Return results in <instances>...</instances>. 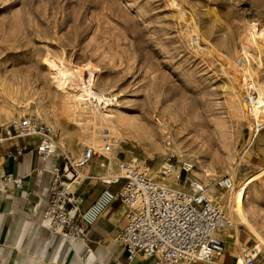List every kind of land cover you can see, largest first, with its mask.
Instances as JSON below:
<instances>
[{"label":"rangeland","instance_id":"obj_1","mask_svg":"<svg viewBox=\"0 0 264 264\" xmlns=\"http://www.w3.org/2000/svg\"><path fill=\"white\" fill-rule=\"evenodd\" d=\"M249 33L256 52L245 54ZM46 61L90 69L94 90L114 96L112 109L130 128L68 111ZM244 77L257 88L251 112L264 122V0H0V125L32 117L52 126L57 147L74 158L97 149L109 128L117 140L110 158L145 161L155 179L176 188L198 178L227 211L231 191L214 181L251 179L245 210L264 241V127L250 137ZM169 159L178 181L159 174ZM237 227L248 232L232 219Z\"/></svg>","mask_w":264,"mask_h":264},{"label":"built area","instance_id":"obj_2","mask_svg":"<svg viewBox=\"0 0 264 264\" xmlns=\"http://www.w3.org/2000/svg\"><path fill=\"white\" fill-rule=\"evenodd\" d=\"M199 45L198 36L189 40L190 48ZM237 66L243 68L244 60H238ZM250 79V77L248 78ZM244 77L245 94L243 101L252 118L249 127L250 137L254 138L264 127V122L256 119L251 110L256 104L257 88L252 80ZM25 137H35L37 158L47 160L60 150V166L49 172L50 186L48 198L42 209L49 238L60 233L85 239V231L93 225L103 210L118 199L126 208L125 223L119 230L116 240L131 261L142 254L153 264H193L204 262L213 264L214 257L223 251V242L217 232L232 227L230 213L208 193L207 186L198 178H189V189L176 188L159 182L145 161L136 158H124L119 161L118 173L99 176L105 184L91 205L77 209L74 188L83 178V168L93 159L102 158L107 164L110 155L117 146V140L109 128L100 135V145L96 148L86 146L76 157L57 147V136L52 127L23 116L13 118L7 124L0 125V146L6 142ZM20 153V151H19ZM177 169L171 160L160 167L162 175H169ZM189 164L184 163L181 170L188 172ZM38 173L42 168H37ZM2 180L20 187L19 176L6 174ZM233 179L228 175L218 177L213 185L229 191ZM118 188L113 191L111 185ZM76 210L77 212H74ZM234 264H264L259 253L251 248H243L235 258Z\"/></svg>","mask_w":264,"mask_h":264},{"label":"crops","instance_id":"obj_3","mask_svg":"<svg viewBox=\"0 0 264 264\" xmlns=\"http://www.w3.org/2000/svg\"><path fill=\"white\" fill-rule=\"evenodd\" d=\"M37 142L35 137H25L0 146V264H153L142 254L129 261L117 242L126 211L117 198L86 229L83 241L64 233L47 241L49 234L42 209L48 198L49 172L60 166L61 153L57 150L42 161L35 154ZM124 158L116 152L109 164L95 158L83 168L84 176L74 188L77 209L84 210L91 205L105 187L98 177L118 173L119 161ZM37 168H42V172L38 173ZM6 174L21 177V186L3 181ZM117 188L111 185L113 191ZM248 232L241 227L217 232L223 251L214 257L213 264H234L243 248L253 249L255 241Z\"/></svg>","mask_w":264,"mask_h":264},{"label":"bare ground","instance_id":"obj_4","mask_svg":"<svg viewBox=\"0 0 264 264\" xmlns=\"http://www.w3.org/2000/svg\"><path fill=\"white\" fill-rule=\"evenodd\" d=\"M251 38L252 35L249 33L246 37V40L244 41L243 52L245 54H251L250 52L252 51L256 52L254 46H251ZM43 65L48 69V72L52 75V77L54 76L57 79L56 86L64 97L65 104L68 106V111L73 112L75 116L82 119H92L99 117L100 121L109 123L112 122L113 125H118L123 131L130 128V122H128L126 118L119 116L117 112L113 111L112 108L116 103V99L114 98V96L106 95V93L102 89H98V91L94 90L96 82L94 81L93 72L90 69L86 67L67 65V63L63 62L61 64H54L51 61H46ZM236 72L237 70L233 68L232 73H235L237 75ZM96 112H98V115ZM158 124L161 132L167 135L169 131L164 126V124ZM90 147L94 146L91 145ZM177 169L169 175H162L159 169V174L165 177L173 176L178 181L180 178V170L177 171ZM206 173L207 172L202 171L201 176H207ZM250 182L251 179H247L243 183L238 185L233 183V187L229 190V192L231 191V193L226 204L228 212L230 213L232 219L246 227L257 240V244L253 247V250L257 253H261L264 251V241L253 226L245 210L244 200L247 195Z\"/></svg>","mask_w":264,"mask_h":264}]
</instances>
